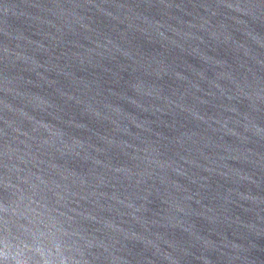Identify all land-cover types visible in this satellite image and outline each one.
<instances>
[{
    "label": "water",
    "instance_id": "95a60500",
    "mask_svg": "<svg viewBox=\"0 0 264 264\" xmlns=\"http://www.w3.org/2000/svg\"><path fill=\"white\" fill-rule=\"evenodd\" d=\"M0 264H264V0H0Z\"/></svg>",
    "mask_w": 264,
    "mask_h": 264
}]
</instances>
